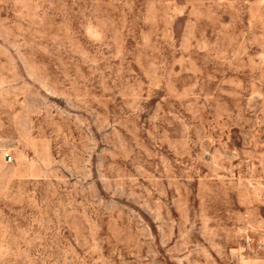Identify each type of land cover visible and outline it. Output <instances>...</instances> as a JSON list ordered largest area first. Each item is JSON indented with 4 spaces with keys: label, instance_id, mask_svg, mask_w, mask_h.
<instances>
[{
    "label": "rangeland",
    "instance_id": "rangeland-1",
    "mask_svg": "<svg viewBox=\"0 0 264 264\" xmlns=\"http://www.w3.org/2000/svg\"><path fill=\"white\" fill-rule=\"evenodd\" d=\"M0 264H264V0H0Z\"/></svg>",
    "mask_w": 264,
    "mask_h": 264
},
{
    "label": "built area",
    "instance_id": "built-area-1",
    "mask_svg": "<svg viewBox=\"0 0 264 264\" xmlns=\"http://www.w3.org/2000/svg\"><path fill=\"white\" fill-rule=\"evenodd\" d=\"M7 162H11V158L10 157L7 158Z\"/></svg>",
    "mask_w": 264,
    "mask_h": 264
}]
</instances>
